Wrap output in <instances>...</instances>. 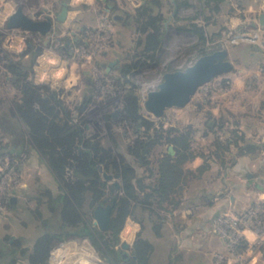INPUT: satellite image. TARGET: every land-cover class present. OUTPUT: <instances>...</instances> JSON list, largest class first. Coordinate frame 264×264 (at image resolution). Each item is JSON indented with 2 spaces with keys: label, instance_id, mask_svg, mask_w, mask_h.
I'll return each mask as SVG.
<instances>
[{
  "label": "rangeland",
  "instance_id": "374dc122",
  "mask_svg": "<svg viewBox=\"0 0 264 264\" xmlns=\"http://www.w3.org/2000/svg\"><path fill=\"white\" fill-rule=\"evenodd\" d=\"M92 1L22 0L23 9L29 16L35 13L36 17L48 15L54 21L63 2L70 9L66 21L55 22L50 34L25 38L22 30H8L5 25L18 0H0V110L9 111L22 103V94L13 82L14 74L9 65L10 61L19 62L25 69L27 81L58 92V99L74 122L83 124L86 137L94 138L121 161L122 153L128 152L130 144L137 138L124 110L125 95L132 88L140 113L152 124L148 133H153L154 128L188 132L196 157L187 163L193 174L183 187L179 203L175 206L164 203L161 208L156 201H151L149 206L131 202L129 214L123 220L118 241L112 249L118 252L122 243L127 242L129 249L122 250L133 259L136 243L146 242L151 245L149 264H166L172 258L178 264H217L216 254L224 258L223 264H236L227 252L225 242L213 230L216 216L209 232L202 235L198 230L183 242L180 233L194 223L189 221L185 226L177 218L178 213L174 217L171 212L182 210L189 202L194 203L203 190L216 192L230 186L232 192L239 194L242 188H247L244 185L251 184L248 190L257 193L262 190L259 193H264V26L259 24V16L264 13V0H217L210 4V8L203 0H176L177 16L163 32L154 58H149L150 54L145 57L137 54L139 48L134 42L142 36L135 26H126L113 19L114 15L134 14L148 0H120L118 8L124 10L121 13L109 12L107 2ZM158 1L162 5L159 10L152 7V15L162 12L169 18L174 12L173 7L164 6L165 0ZM179 2L186 4L180 8ZM102 17L111 21L109 28ZM101 25L108 28L111 38L106 48L93 51L100 42L97 39L91 41L89 36L94 30L101 29ZM81 26L89 28L80 34ZM196 29L202 32L203 38L198 37ZM72 32L80 34L77 44L70 42ZM104 36V33L99 35V40ZM66 44L70 47L66 48ZM221 48L229 51L233 64L231 72L200 88L184 108L168 109L161 118H155L145 110L146 94L157 88L156 83L162 82L165 72L182 70L201 55ZM80 107L83 112L78 113ZM114 112L118 114L116 118L111 116ZM215 138L223 144L235 139L236 144L231 146L229 142L228 151L220 159L214 154ZM237 138H240L238 143ZM244 142L257 148L246 153L239 149ZM3 144H6L5 139L0 133V145ZM169 146L163 139L156 148L150 174L144 169L137 171L145 184L155 183L156 160L161 153L170 154ZM174 153L170 155L174 156ZM24 158L12 177L4 179L6 173L0 175V184L4 183L0 247L7 249L9 246L10 250H16L15 264L31 263L29 256L41 236L40 224L50 214V195L57 189L44 164ZM200 166L207 169L200 173ZM229 171L230 176L222 178ZM235 172L249 173L255 179L251 178L250 182L246 178L234 180ZM70 174L69 171L67 176L71 177ZM99 180L103 184L102 199L108 203L124 195L122 181L107 165L99 164ZM255 192L252 200L257 197ZM98 204L87 213H92V227L100 230L94 225V210ZM247 204L250 203L239 204V207ZM193 212L194 216L202 218L207 210L194 208ZM106 236L113 239L109 232ZM215 236L222 243L216 241ZM87 241L85 236L76 235L53 241L45 264L85 263L84 256L90 251ZM91 247L100 263L114 264L108 255L100 254L92 244ZM23 248L28 249L24 257L21 254ZM0 264L7 263L0 261ZM117 264L125 263L118 259ZM242 264H264V258L259 250L249 251L244 254Z\"/></svg>",
  "mask_w": 264,
  "mask_h": 264
},
{
  "label": "trees",
  "instance_id": "16d2710c",
  "mask_svg": "<svg viewBox=\"0 0 264 264\" xmlns=\"http://www.w3.org/2000/svg\"><path fill=\"white\" fill-rule=\"evenodd\" d=\"M203 1L210 8V4L217 0ZM164 4L167 8L173 7L170 0H165ZM185 4L179 2L178 6L182 8ZM161 5V1L148 0L134 14L125 16L124 25L135 26V30L141 33L142 37L134 42L138 45L137 54L140 56L150 54L149 58H154L153 54L161 45L165 16L162 12L156 16L151 13L152 7L159 10ZM196 32L199 38H203L199 29ZM9 65L14 74L13 82L22 94V103L16 104L9 111L0 110V133L6 143L0 145V157L10 155L25 159L26 156L44 164L57 186L54 194L50 195V214L40 224L41 236L29 256L30 264L47 263L51 243L74 235L87 236L100 254L108 255L110 262L117 264L121 257L112 246L118 241V233L124 218L129 214L131 202L149 206L151 201H156L160 207L164 203L173 206L179 203L183 187L189 175L193 174L186 165L196 157L189 133L173 129L163 132L155 128L153 133H148L152 124L140 113L137 97L131 88L125 95L124 110L137 138L130 144L128 152L122 153L120 161L114 153L102 148L94 138L86 137L83 124L74 122L70 112L58 99V92L27 81L25 69L19 62L10 61ZM77 112H83V108H78ZM240 138H237V143ZM163 139L173 146L174 156L161 153L155 163V183L145 184L143 176L137 171L144 169L151 173L153 156ZM229 142L231 146L236 144L235 139H229L225 144L217 138L214 139L216 157L221 159L228 151ZM239 147L242 151L245 149L246 153L257 148L247 142ZM99 164L110 167L123 184L124 195L111 203V228L108 231L92 227V213L88 212L91 214L89 216L87 213L88 209L93 210L96 204H101L104 200L103 184L99 180ZM206 169V166H200L198 171L202 173ZM69 171L71 177L67 176ZM106 232L111 233L112 240L107 238ZM139 243H136L134 249L136 259L125 260V264H149L151 245L146 242ZM5 250L7 251L5 247L0 250V261L15 264L16 250L12 253ZM27 252L28 249L23 248L22 256ZM166 264L178 262L172 258Z\"/></svg>",
  "mask_w": 264,
  "mask_h": 264
},
{
  "label": "water",
  "instance_id": "95a60500",
  "mask_svg": "<svg viewBox=\"0 0 264 264\" xmlns=\"http://www.w3.org/2000/svg\"><path fill=\"white\" fill-rule=\"evenodd\" d=\"M22 0H18L16 8L6 19L8 30L20 29L34 34L46 36L53 30L54 23H63L67 19L68 5L63 2L61 11L55 18L50 16L36 19L29 16L22 6ZM174 15V13H173ZM259 24L264 26V13L259 16ZM68 46V45H67ZM112 64L107 68L110 70ZM233 64L229 51L226 48L217 49L211 53L198 57L192 65L182 70L167 71L163 74L162 82L156 89L148 91L144 101L145 110L155 118H161L171 108H184L192 97L206 84L215 80L218 76L231 72ZM170 154L174 153L173 146L168 147ZM112 204L106 200L94 210V225L102 231L110 229L112 217ZM90 242L89 238L86 236ZM122 249H129L127 242L122 243ZM120 250L123 253V250ZM125 254V253H124ZM127 254L124 255L126 257Z\"/></svg>",
  "mask_w": 264,
  "mask_h": 264
},
{
  "label": "built area",
  "instance_id": "2783aa9c",
  "mask_svg": "<svg viewBox=\"0 0 264 264\" xmlns=\"http://www.w3.org/2000/svg\"><path fill=\"white\" fill-rule=\"evenodd\" d=\"M35 15L30 16L36 19H43L48 16L42 15L36 17ZM101 20L105 25H108L109 28L111 21L109 22V19L106 17H102ZM100 28L101 29L94 30L89 36L91 41L97 39L96 41L100 42V45H95L93 51L100 52L106 48L111 38L108 28L105 29L104 25H101ZM22 33L25 38L39 35L27 31H22ZM102 33H104L105 36L104 39L100 41L99 35ZM94 72L96 71L94 70ZM160 83L161 81H158L156 85L158 86ZM119 111L122 112L121 109ZM23 160V158H16L10 155L1 156L0 175L6 173V175L4 174V179L12 177V175L16 174L15 170L17 166ZM3 184V182L0 184V206L4 194ZM213 230L225 242L226 250L230 253V256H232L236 264H242L244 254L249 251L259 250L260 256L264 258V193L258 194L248 206L239 211H234L232 209L221 211L213 220ZM223 259L222 256L218 254L215 255L217 264H223Z\"/></svg>",
  "mask_w": 264,
  "mask_h": 264
},
{
  "label": "crops",
  "instance_id": "0c3cea01",
  "mask_svg": "<svg viewBox=\"0 0 264 264\" xmlns=\"http://www.w3.org/2000/svg\"><path fill=\"white\" fill-rule=\"evenodd\" d=\"M73 1L76 2V1H83V0H73ZM86 1H88V0H86ZM93 1H97V0H93ZM102 1L107 2L106 6L108 7L109 12L119 11L121 13L124 11V10H121L120 7L118 8V2L120 0H102ZM52 2L53 3L59 2V0H52ZM170 3L173 5V11H174V8L176 6V0H170ZM133 6H135V5H133ZM135 8H136V6H135ZM33 10H32V12H33ZM69 12H70V9L68 8L67 17L69 16ZM173 13H174V15H173ZM173 13H172V15H170L169 18L165 17V21H164L165 30L168 28V25L173 21V19L177 16L175 11ZM115 16H117V15H114V17ZM87 28H89V26L79 27L78 33L81 34ZM80 34L72 32V39L70 40V42L73 44H77V42H79V40H80V36H79ZM67 45L68 44H66V48H69L70 46L69 45L67 46ZM186 167H189V166L186 165ZM230 173L231 172L229 171V172H227V174L226 173L223 174L222 178L224 177V175L230 176L229 175ZM233 178H234V180L236 178L237 179L246 178V181L248 180V182H250V181H252L251 178H254V176H252L249 173L244 174L242 172H238V173L235 172V174L233 175ZM224 179H226V178L224 177ZM229 179H230V177H229ZM248 182H246V183H248ZM227 184H231V183L228 182ZM250 185L251 184H247L246 186L244 185L243 187L248 188ZM247 188H242L241 192H239V194H235V192H232L231 191L232 189L230 186L227 189H224L222 191H216V192H214L213 190L212 191L203 190L202 193H200L196 196L197 198L194 201V203L189 202L186 206H184L182 208V210L175 211L174 213L171 212V214L174 217L178 213L177 215H179V216L177 218H179V220H182L184 222L183 225L185 223H188L189 221L194 223L190 227H187V228L185 227L186 228L185 232L180 233L181 240H183V242L188 241L191 238L190 236L196 234V232H198V230L201 231L200 233L202 235L205 232L206 233L209 232L212 219L215 218V216H217L221 211L227 210V209L239 210V209H243L244 207H246L244 205L248 202L250 203L252 200V196H255V195H253L255 191L253 192L251 189L248 190ZM259 191H262V190H258V193H259ZM255 193H257V191ZM258 193H257V195H258ZM198 200L200 201V203H198ZM239 204H244V205H243V207H241V206L239 207ZM209 205H211V207ZM194 208L200 209V210H207V212H205V213H206V216L209 215V218L206 216H204L202 218H198V217L194 216L193 215ZM185 226H186V224H185ZM215 239H216V241L221 242V240L216 236H215Z\"/></svg>",
  "mask_w": 264,
  "mask_h": 264
},
{
  "label": "flooded vegetation",
  "instance_id": "af4514ba",
  "mask_svg": "<svg viewBox=\"0 0 264 264\" xmlns=\"http://www.w3.org/2000/svg\"><path fill=\"white\" fill-rule=\"evenodd\" d=\"M174 11H175V13L177 14V11H178V7L177 6H175V8H174ZM125 16L126 15H123V16H115V17H113V19L114 20H117L118 22H120V24H123L124 25V19H125ZM165 31V24L163 23V32ZM163 35V34H162ZM112 117H114V118H116L117 116H118V114H117V112H114L112 115H111ZM110 116V117H111ZM102 204V203H101ZM101 204H99V205H101ZM98 205V206H99ZM110 228H111V226H110ZM110 230V229H109ZM100 231H102V230H100ZM108 231V230H107ZM68 237H70V236H68ZM67 237V238H68ZM79 237H81V236H79ZM66 238V239H67ZM56 241V240H55ZM59 241V240H58ZM9 244H12V240H9ZM16 245V244H15ZM3 247H5V246H2V247H0V250L3 248ZM15 250V249H14ZM14 250H10L9 249V246H7V251L5 250V252H7V253H12ZM4 251V250H3ZM51 252V251H50ZM119 255H120V257H121V259L123 260V262L125 261V260H128L129 259V256H126V257H124V252L123 253H121L120 252V250L117 252ZM133 259H136V256H133Z\"/></svg>",
  "mask_w": 264,
  "mask_h": 264
},
{
  "label": "bare ground",
  "instance_id": "6f19581e",
  "mask_svg": "<svg viewBox=\"0 0 264 264\" xmlns=\"http://www.w3.org/2000/svg\"><path fill=\"white\" fill-rule=\"evenodd\" d=\"M86 243L88 246V250H90V251H88L86 256H84L85 263H83V264H103V263H100L101 261L96 257V255H94L90 242L87 241ZM72 255H75V254H72ZM66 261H67V259H66ZM67 264H69V263H67Z\"/></svg>",
  "mask_w": 264,
  "mask_h": 264
}]
</instances>
